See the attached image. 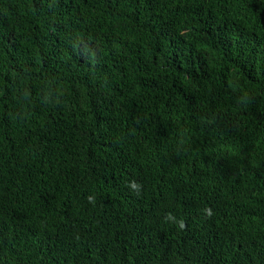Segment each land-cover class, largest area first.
I'll list each match as a JSON object with an SVG mask.
<instances>
[{
  "label": "trees",
  "instance_id": "obj_1",
  "mask_svg": "<svg viewBox=\"0 0 264 264\" xmlns=\"http://www.w3.org/2000/svg\"><path fill=\"white\" fill-rule=\"evenodd\" d=\"M0 264H264V0H0Z\"/></svg>",
  "mask_w": 264,
  "mask_h": 264
},
{
  "label": "clouds",
  "instance_id": "obj_2",
  "mask_svg": "<svg viewBox=\"0 0 264 264\" xmlns=\"http://www.w3.org/2000/svg\"><path fill=\"white\" fill-rule=\"evenodd\" d=\"M133 189L135 188H138L139 185H137L135 182H131V185H130ZM207 214L211 215V211L210 210H206ZM169 217H170V214H169Z\"/></svg>",
  "mask_w": 264,
  "mask_h": 264
}]
</instances>
